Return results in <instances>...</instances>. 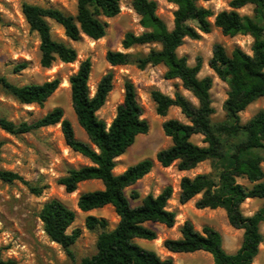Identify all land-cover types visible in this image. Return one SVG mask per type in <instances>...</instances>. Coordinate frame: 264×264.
Listing matches in <instances>:
<instances>
[{
	"label": "trees",
	"instance_id": "obj_1",
	"mask_svg": "<svg viewBox=\"0 0 264 264\" xmlns=\"http://www.w3.org/2000/svg\"><path fill=\"white\" fill-rule=\"evenodd\" d=\"M122 1L76 0L75 15L52 7L23 4L21 11L24 20L29 30L39 38L40 66L48 69L57 60L69 64L77 57L73 48L52 37L48 21L60 26L69 41L76 42L81 36L96 41L105 36L107 23L104 20L120 13ZM164 1L176 7L172 29L169 30L156 15L154 1L132 0V9L139 17L143 32L139 35L128 32L121 42L124 50L154 45L159 48H150L146 54L108 51L105 60L112 67L134 65L139 70L162 65L165 68L164 79L178 80L180 87L196 100V104L192 103L178 87L172 97L157 90L150 93L157 116L165 117L169 109L178 108L188 119V124L175 119L162 124V131L171 140V145L156 153L155 162L162 168L176 164L179 172L194 170L198 165L208 162V173L181 178L178 203L185 205L200 196L195 202L197 210L222 209L229 225L243 234L240 247L229 254L223 249L219 232L208 226L197 231L186 220L180 227V238L165 240L163 247L172 254L208 253L213 264H252L263 242L260 225L264 222V206L247 217L242 214L241 205L248 199H264V110L244 124L239 115L250 104L264 97V0H230V11L217 14L199 5L210 0ZM248 5L253 7L252 15H240L238 10ZM212 27L220 29L224 36H249L253 40L251 55L238 47L230 53L220 44L213 47L207 66L228 87L222 107L225 120L218 123L213 122L215 111L210 97L212 78L198 77L201 59L197 58L195 64L190 66L186 57L177 54L185 40H198L201 34H209ZM25 66L18 65L14 70L21 71ZM90 71L91 63L87 59L69 78L72 109L78 125L87 136V143L75 138L72 125L63 118L61 108H54L32 123H14L0 117V129L17 136L60 125L65 145L87 159L89 164L70 169L58 180V184L67 194H73L83 182H101L102 189L79 196L77 208L87 213L111 206L118 223L109 230L105 219L91 215L85 218L86 229L99 233L96 252L82 258L79 264H173L171 258L162 259L154 251L136 243V240L158 239L156 232L146 226L148 223L164 225L166 228L175 225L176 214L167 209L173 194L172 188L167 186L156 196L148 194L140 205L132 207L125 190L150 173L154 162L145 159L120 174L113 173L116 160L126 153L138 136L146 135L149 130L135 88L131 82L125 81L122 103L117 106L115 116L107 126L97 117V112L112 91L113 75L110 72L105 74L91 96L88 88ZM59 84L57 79H53L42 84L16 86L0 77L2 90L23 105L42 107ZM196 135L202 137L204 146L191 141ZM238 179L245 180L248 186L238 183ZM0 181L8 184L21 182L35 196L41 195L44 189L6 170H0ZM130 198L137 200L139 196L132 192ZM38 218L49 240L59 245L66 256L74 261L72 247L80 231L73 230L68 234L67 230L75 220V213L53 199L42 206ZM0 264L14 262L3 259L0 252Z\"/></svg>",
	"mask_w": 264,
	"mask_h": 264
},
{
	"label": "rangeland",
	"instance_id": "obj_2",
	"mask_svg": "<svg viewBox=\"0 0 264 264\" xmlns=\"http://www.w3.org/2000/svg\"><path fill=\"white\" fill-rule=\"evenodd\" d=\"M156 3V15L166 24L170 30L173 28V13L176 7L164 0H152ZM230 0H210L200 2L199 5L211 10L214 14L221 11H230ZM132 0H123L120 3V13L112 18L104 20L107 23L105 36L99 40H91L85 36L72 42L63 33L60 26L48 21L51 35L55 40L62 41L76 51L77 57L73 63L65 64L56 61L48 69L40 66L39 38L29 30L22 15V5L32 4L43 7H52L69 15L76 14V0H0V77L6 78L16 86L28 84H42L57 79L60 84L55 93L42 106L23 105L13 97L7 95L0 87V117H4L14 123H32L54 108L63 110V118L68 120L74 130L75 138L82 142H88L87 136L77 123L72 109L70 98L69 78L74 75L80 64L89 60L91 71L88 79L90 95L95 93L100 79L107 73L113 75V88L107 96L104 106L97 112V117L108 126L115 116L116 108L122 103L124 96V83L133 84L137 100L143 108V119L149 125L146 135L136 138L134 144L126 153L116 160L114 174L124 172L128 167L145 159L154 162L150 173L125 190L130 205L136 207L141 200L151 194L158 195L165 187L170 186L173 194L168 202L167 209L176 214L175 225L166 228L164 225L148 223L146 226L156 232L157 240H139V246L154 251L160 258H171L173 264H213L210 254L199 251L192 254H170L163 247L167 239L180 238V227L188 220L197 231L208 226L220 233L223 249L232 254L240 247L242 241L241 230L232 228L222 209L197 210L195 202L200 196L193 198L185 205H179V182L183 177L193 178L199 174L210 171L209 163L204 162L194 170L179 172L176 164L168 168H162L155 162L158 151L168 148L171 140L162 131V124L170 119L188 124L178 108L169 109L165 117H159L155 113V104L151 100L150 93L153 90L173 96L176 88L196 104L192 95L180 87L178 80L164 79L165 68L162 65L148 66L139 70L134 65L110 66L105 56L108 51L123 52L129 54H146L150 48L158 46H145L124 50L121 42L126 33L139 35L143 29L139 25V17L132 9ZM253 7L248 5L238 10L240 15H252ZM213 22V18L211 19ZM252 38L237 35L224 36L220 29L212 27L209 34H201L198 40H185L177 50L178 56H184L187 63L193 66L197 58L201 59L202 67L199 78L209 76L213 84L210 90L212 107L214 108L213 122H223L225 114L223 103L227 98V85L220 81L208 68L207 62L212 56L213 47L222 45L227 53L238 47L251 55ZM25 64V68L15 72V67ZM264 110V97L250 104L240 113V121L246 123L259 111ZM191 141L204 146L202 137L193 136ZM0 170L11 171L20 175L25 181L36 187H43L41 195H33L21 182L11 184L0 181V252L3 259L12 260L14 264H79L80 260L89 257L96 252V240L99 231H89L85 227V218L89 215L105 219L108 229L112 230L118 223L111 206L93 210L87 213L77 208L79 196L86 192L102 189L99 181H88L78 185L75 195L67 194L58 180L64 177L70 169H77L89 162L83 156L71 151L64 143L60 125L40 128L27 134L10 135L0 129ZM264 171V166H263ZM238 183L248 186L245 180L238 179ZM132 192L139 198H130ZM56 199L63 203L69 210L75 213V220L67 230L71 234L73 230H79L80 236L72 247L74 261H71L62 248L51 242L43 231V226L38 218L42 206ZM264 206V199H248L241 205L244 216H251ZM263 242L259 247V253L252 264H264V222L260 225ZM159 240V241H158Z\"/></svg>",
	"mask_w": 264,
	"mask_h": 264
},
{
	"label": "crops",
	"instance_id": "obj_3",
	"mask_svg": "<svg viewBox=\"0 0 264 264\" xmlns=\"http://www.w3.org/2000/svg\"><path fill=\"white\" fill-rule=\"evenodd\" d=\"M138 242H139V240H136V243H137V244H139ZM169 253H170V252H169ZM170 254H171V253H170Z\"/></svg>",
	"mask_w": 264,
	"mask_h": 264
},
{
	"label": "bare ground",
	"instance_id": "obj_4",
	"mask_svg": "<svg viewBox=\"0 0 264 264\" xmlns=\"http://www.w3.org/2000/svg\"><path fill=\"white\" fill-rule=\"evenodd\" d=\"M76 193V192H75ZM75 193H73V195H75ZM159 241V240H158Z\"/></svg>",
	"mask_w": 264,
	"mask_h": 264
}]
</instances>
